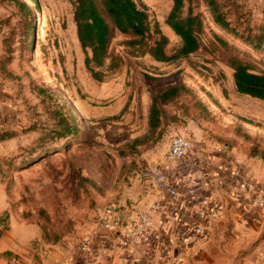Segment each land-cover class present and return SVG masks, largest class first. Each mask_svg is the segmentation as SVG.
Instances as JSON below:
<instances>
[{
	"label": "rangeland",
	"instance_id": "1",
	"mask_svg": "<svg viewBox=\"0 0 264 264\" xmlns=\"http://www.w3.org/2000/svg\"><path fill=\"white\" fill-rule=\"evenodd\" d=\"M140 1L151 34L142 39L114 29L104 64L94 63L98 79L85 64L74 0H0V236L42 230L44 240L58 242L91 230L97 209L110 202L150 204L157 197L152 170L161 163L151 162L149 152H163L176 134L197 148L243 152L264 165V100L237 91L231 66L238 59L264 72V48L219 26L206 0H185L178 16L191 9L201 18L199 49L156 60L150 49L161 36L170 56L182 46L167 22L174 2ZM219 2L239 32L264 43V0ZM171 82L185 88L167 104L159 140L141 143L147 95ZM46 86L75 112V138L61 137L65 109Z\"/></svg>",
	"mask_w": 264,
	"mask_h": 264
},
{
	"label": "crops",
	"instance_id": "2",
	"mask_svg": "<svg viewBox=\"0 0 264 264\" xmlns=\"http://www.w3.org/2000/svg\"><path fill=\"white\" fill-rule=\"evenodd\" d=\"M173 84H165L156 91ZM150 100L149 92L146 103L147 131ZM165 124L166 121H162L159 127L162 131ZM170 143L168 138L163 152L155 154L150 151L151 162H165ZM193 153L197 156L198 164L190 176L191 183L183 188L184 199L192 198L198 202L206 198L221 204L223 214L220 220L211 223L204 237L194 241L192 251L183 264H264V211L252 204V192L238 191L237 187L241 180L264 193V165L254 157L246 159L243 152L234 153L229 149L219 155L210 148L195 146ZM236 169L241 170V176L234 175ZM159 188L161 186L156 188L157 197L165 193L168 195L164 188L160 193ZM175 199L180 201L183 198ZM175 199L167 196L169 204ZM134 205L137 210L147 206L141 203ZM89 231L93 230H78L61 241L47 242L42 238V230H5L0 236V253L5 256L22 254L28 261L47 264H135L120 256L117 247L112 250L111 243H103L98 236L92 241V252H81L78 249L79 241Z\"/></svg>",
	"mask_w": 264,
	"mask_h": 264
},
{
	"label": "built area",
	"instance_id": "3",
	"mask_svg": "<svg viewBox=\"0 0 264 264\" xmlns=\"http://www.w3.org/2000/svg\"><path fill=\"white\" fill-rule=\"evenodd\" d=\"M193 152L194 143L190 137L174 135L165 162L152 170L157 177V186H161L160 193L164 188L168 195L165 193L156 197L141 210H137L134 204L124 207L116 202L99 207L94 216L93 231L81 238L78 249L92 252V241L98 236L105 244L109 241L112 250L117 247L118 254L131 263L183 264L192 251L194 241L204 237L211 223L220 220L223 214V206L219 203L206 198L198 202L192 198L184 199L183 188L191 183L190 176L198 164ZM234 175L241 176V170L236 169ZM237 187L238 191L252 192V204L264 211V193L241 180ZM167 196L183 199H175L169 204ZM0 264L47 263L28 261L19 254H0Z\"/></svg>",
	"mask_w": 264,
	"mask_h": 264
},
{
	"label": "trees",
	"instance_id": "4",
	"mask_svg": "<svg viewBox=\"0 0 264 264\" xmlns=\"http://www.w3.org/2000/svg\"><path fill=\"white\" fill-rule=\"evenodd\" d=\"M184 1L173 0V8L167 17L169 25L181 37L182 46L177 54L170 56L165 51L167 38L166 36H161L160 39L155 40V45L150 49V53L156 60L169 61L180 56H187L199 49L200 43L196 32L201 26V18L193 14L191 9L186 18H180L178 12L183 8ZM206 3L214 21L219 26L241 37L244 42L251 44L254 48H264L262 39L257 40L250 36H245L233 26L219 0H206ZM74 20L77 28V37L85 53V64L92 71L94 77H98V79L102 77L95 69L94 63L98 66L104 64L108 56L107 50L113 37L114 29H118L123 33L130 32L142 39L152 32L150 14L146 5L140 0H74ZM155 26L156 31L159 32L157 23ZM29 35L31 40L27 47L31 49L34 44V31H30ZM223 41L228 44L226 40ZM231 66L234 68V81L237 91L264 100V72L255 71L250 64L238 59H234L231 62ZM184 88V84H173L159 91H151L148 112L149 130L147 134L141 136V143L152 140L153 145L159 140L158 138L162 134V130L159 127L162 121L165 122L166 106L168 103L176 101ZM43 91H47L51 96L59 100V104L65 109V117L63 118L64 130L61 137L75 138L80 131L77 116L73 109L58 93L48 86L44 87ZM238 129L241 130V126H238ZM2 138H4V135L0 136V139ZM251 152L252 154L257 153L254 148H252Z\"/></svg>",
	"mask_w": 264,
	"mask_h": 264
},
{
	"label": "bare ground",
	"instance_id": "5",
	"mask_svg": "<svg viewBox=\"0 0 264 264\" xmlns=\"http://www.w3.org/2000/svg\"><path fill=\"white\" fill-rule=\"evenodd\" d=\"M39 18H41V16H40ZM40 21H41V19H40ZM38 29H39V28H38Z\"/></svg>",
	"mask_w": 264,
	"mask_h": 264
}]
</instances>
